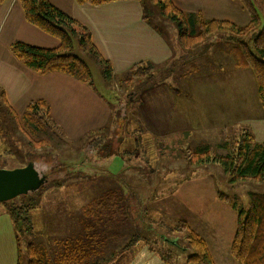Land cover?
<instances>
[{"label": "rangeland", "instance_id": "obj_1", "mask_svg": "<svg viewBox=\"0 0 264 264\" xmlns=\"http://www.w3.org/2000/svg\"><path fill=\"white\" fill-rule=\"evenodd\" d=\"M237 1L248 20L242 25L232 23L242 27L249 24L250 15ZM139 2L143 19L161 31L167 42L180 46L179 56L159 65L150 60L132 64L154 66L150 77L130 76L131 65L106 82L100 64L80 50L77 37H72V52L85 61L94 87L112 108L110 123L78 137L74 130L63 132L50 113L47 118L43 111L31 124L22 113L14 117L0 105V168L32 162L47 176L36 191L6 202V206L37 204L28 214L32 228L22 232L14 226L0 203V264H15L17 246L24 264L28 242L35 245L46 264H59L72 245L67 242L75 238H81L91 253L72 264H107L110 259L111 264H190L188 257L194 250L182 224L206 243L209 261L199 264H239L231 254L237 209L249 207L250 193L264 191V180L247 178L231 183L220 163L205 158L226 155L247 134L255 141V125L264 126L254 74L237 63L233 51L242 41L252 46L251 36L264 24V16L254 29L237 34L221 30L186 49L180 43L179 26L161 13L159 4ZM171 3L188 13L173 0ZM149 78H154L150 84L146 83ZM144 83L147 86L143 87ZM94 87L90 89L96 92ZM165 88L176 93L168 98L195 96L199 102L192 105L194 118L174 122L176 132L161 136L157 131L166 126L161 118L157 120L156 111L165 98ZM211 96L216 102H208ZM257 117L262 119L259 124ZM205 146L206 157L193 155ZM210 187L213 199L207 197ZM110 194L125 206H120L116 215L93 207ZM215 200L216 212L212 207ZM204 202L206 211L199 210ZM193 209L194 219L189 220ZM201 232L212 234L210 249ZM126 245L129 248H123ZM123 249L127 254H121ZM101 259L105 263H100Z\"/></svg>", "mask_w": 264, "mask_h": 264}, {"label": "trees", "instance_id": "obj_2", "mask_svg": "<svg viewBox=\"0 0 264 264\" xmlns=\"http://www.w3.org/2000/svg\"><path fill=\"white\" fill-rule=\"evenodd\" d=\"M2 1L0 0V3ZM76 1L97 6L118 0ZM153 1L159 4L161 13L166 18L179 26L180 43L186 49L194 48L198 40L221 30L237 34L240 31L254 29L261 24V19L264 16V0H239L250 15L249 24L242 27L227 20H205L200 13H182L172 5L171 0ZM20 5L24 18L29 24L58 40V45L55 47H41L22 41H14L10 45V50L22 64L39 74L53 71L62 72L93 87L91 73L87 64L81 57L72 52V37L74 36L78 39L79 49L91 55L100 64L104 80L110 81L112 79L110 62L99 54L85 26L57 8L49 0H20ZM185 26L188 27L187 31L183 28ZM251 37L252 46H249L247 41H242L233 47V51L236 55L237 63L252 70L256 81L258 98L264 109V24ZM153 67L150 64L132 65L129 68L130 76L150 77ZM165 71L166 74L170 72V70ZM152 79L154 78H149L146 83L150 84ZM145 85L147 86L145 83L142 86L145 87ZM0 99L2 100L0 105L4 106L7 111L16 117L15 111L6 103L3 92H0ZM40 113L45 114L48 118L49 106L44 100H34L28 103L22 117L33 124L35 123L34 118L37 116L42 117ZM236 144V148L224 156L207 158L206 152L208 149L206 146L198 149L193 155L197 158L205 156V160L220 163L223 171L228 174L231 183L247 178L264 180V141L256 142L252 136L247 134L242 136ZM223 147H226V145ZM250 198L248 208L239 207L237 209V223L231 244V254L239 264H264V191L250 193ZM2 203L14 226L18 227L22 232L25 228H32V222L28 214L31 209L37 207V204L13 205V203H9L6 206L8 203ZM98 206L106 210V214L116 215L118 214L116 210L122 206V203L119 199H116L114 194H110L109 197L106 196L99 204L97 202L93 203L94 208H98ZM122 207L125 206L123 205ZM233 207L236 209V204H233ZM95 210L93 209V211ZM23 225H26V227L22 230L21 226ZM180 227L186 231L187 243L194 250V253L188 257L189 263L208 262L209 254L205 241L193 230L186 228V224H182ZM90 238L93 242L92 236ZM80 240L82 239L75 238L73 241L67 242L72 243V245L63 257L59 259V264H72L79 260L83 261L86 256L90 255L91 252L86 251ZM128 246L126 245L123 248L126 249ZM25 248L26 261L24 264H46L32 242H28ZM125 249L122 250V255L127 254L124 251ZM102 261L104 260L101 259L100 263H105ZM98 262L95 264H99ZM111 262L113 260L110 259L107 264H111ZM15 264H23L19 246H17Z\"/></svg>", "mask_w": 264, "mask_h": 264}, {"label": "crops", "instance_id": "obj_3", "mask_svg": "<svg viewBox=\"0 0 264 264\" xmlns=\"http://www.w3.org/2000/svg\"><path fill=\"white\" fill-rule=\"evenodd\" d=\"M49 1L87 28L99 54L110 62L114 76L125 73L137 62L150 60L159 65L176 54L179 56L180 46L177 43L173 46L167 42L169 39L161 31L143 19L142 7L137 0H118L97 6L78 3L76 0ZM173 1L185 12L200 13L204 19H226L241 25L248 20L247 14L237 0ZM14 41L41 47H55L58 45V40L25 20L20 0H3L0 3V90L4 94L6 103L17 115L24 113L30 101L44 100L49 106L50 117L57 122L61 130L70 131L69 133L74 130L76 131L74 134L78 137L85 132L101 129L111 122L112 108L109 102L104 101L106 97L94 85L96 92L87 84L62 72L53 71L45 74L35 72L13 55L10 45ZM173 41H176L175 37ZM170 90L172 88H165L162 94L165 98L162 97L158 104L159 109L156 111L159 113L157 120L160 121L161 118L166 126L158 129L157 132L161 136L168 135L169 131L176 132L174 122L194 118L195 109L192 105L199 102L195 96L168 98L169 94H176ZM208 98V102H216L214 97ZM203 116L207 117L206 114ZM260 120L261 117L256 118L258 124ZM255 128V141H263L264 126L255 125ZM180 130L184 129L180 128ZM184 132L189 130L186 129ZM208 190L207 197L210 195L213 199L211 187ZM214 203H217L216 200L212 205L216 212ZM206 208L205 203V206L199 207V210L206 211ZM192 214L189 220L194 219V209ZM201 234L207 238L210 249L209 240H213L212 234L206 232Z\"/></svg>", "mask_w": 264, "mask_h": 264}, {"label": "water", "instance_id": "obj_4", "mask_svg": "<svg viewBox=\"0 0 264 264\" xmlns=\"http://www.w3.org/2000/svg\"><path fill=\"white\" fill-rule=\"evenodd\" d=\"M46 181V174L39 173L32 162L23 167L0 168V203L36 191Z\"/></svg>", "mask_w": 264, "mask_h": 264}]
</instances>
